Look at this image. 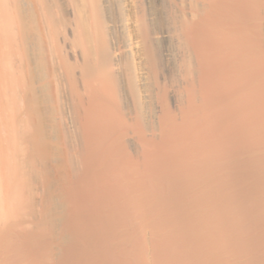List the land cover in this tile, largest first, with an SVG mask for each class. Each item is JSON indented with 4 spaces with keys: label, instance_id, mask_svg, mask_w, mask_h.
I'll list each match as a JSON object with an SVG mask.
<instances>
[{
    "label": "bare ground",
    "instance_id": "bare-ground-1",
    "mask_svg": "<svg viewBox=\"0 0 264 264\" xmlns=\"http://www.w3.org/2000/svg\"><path fill=\"white\" fill-rule=\"evenodd\" d=\"M0 264H264V0H0Z\"/></svg>",
    "mask_w": 264,
    "mask_h": 264
}]
</instances>
